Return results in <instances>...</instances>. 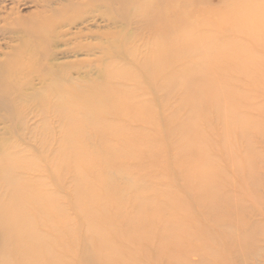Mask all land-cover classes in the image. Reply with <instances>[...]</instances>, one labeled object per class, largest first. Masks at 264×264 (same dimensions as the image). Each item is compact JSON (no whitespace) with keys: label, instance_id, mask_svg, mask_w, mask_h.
Returning <instances> with one entry per match:
<instances>
[{"label":"bare ground","instance_id":"1","mask_svg":"<svg viewBox=\"0 0 264 264\" xmlns=\"http://www.w3.org/2000/svg\"><path fill=\"white\" fill-rule=\"evenodd\" d=\"M64 1L63 6L54 8L52 13H43L38 21L23 22L26 31L23 42L6 63L0 64V123L5 125L6 135L0 142V264L65 263L64 253L70 254L65 241L71 239H76L80 245L71 254L76 264H101V258L89 243V238L81 236L75 228L59 230L60 225L70 222L67 208L60 195L48 192L49 184L45 179L35 176L46 173L48 168L50 182L57 185H61L66 170L75 172L72 182L74 209L88 221L91 237H96L100 244L109 245L106 257L110 264H119L116 256H120L121 252L116 251V238L128 237L130 242L133 233L150 237L153 223L162 220V214L155 213L153 208L163 211L160 204L144 199L147 182L134 178L132 172L124 167L123 159L136 149L142 148L152 153H158L160 149L168 150L174 143L173 135L179 132L174 120H163L152 105H137L131 97L134 91L128 86H121L120 82L133 80L135 86L144 84L150 93L160 89L169 93L174 90L172 88L182 86L184 95L188 97L186 101L196 111L189 124L179 128L187 130L184 133L187 136L188 132L197 130L198 118L203 113L199 108L208 104L219 108L225 99L222 90L224 81L212 78L202 63L213 61L221 64L223 60L230 59L229 53L226 50L214 52L211 47L215 41L213 34L216 33L204 35V30L218 31L223 26H231L253 37L258 47L264 49V7H256L248 0H227L220 9L199 12L182 9L180 2L185 3L186 0ZM168 1L175 4L168 7ZM191 2L187 1L189 5ZM84 13L99 14L110 26L121 28L120 31L102 33L99 41L90 48L105 50L109 55L117 52L125 58H135L136 68L107 65L98 80L68 85L67 69L53 64L51 47L65 36L57 30L74 23L71 22L73 18H69V21L64 18ZM259 14L262 17L254 21ZM142 34L153 36L155 41L147 43L143 55L138 56L140 51L134 42ZM243 54L233 57L235 62L230 63L240 65L241 61L243 64L256 61L253 56ZM183 59H191L194 64L178 70L173 77L167 76L174 60ZM225 67L226 64L219 68L225 71ZM198 77L200 80L197 81ZM34 78L40 80L39 88L33 86ZM236 106L232 104V111ZM36 116L41 121L37 129L30 132L29 139L35 137L39 140L40 155L21 146L26 126ZM122 116L138 117L143 121L161 117L159 133L153 135L149 143L137 144V139L130 135H125L124 143L119 145L105 142L102 132L116 129L118 125L114 120ZM53 120L58 122L61 140L51 158ZM235 121L238 123L236 128L240 129L244 121L234 115L226 121L227 128ZM88 130L98 137V144H94L93 149L84 144V132ZM181 141L178 142L181 154L191 153L196 147L201 153L200 157L206 156L201 139ZM255 157L258 158V155ZM185 176L190 186L194 181L198 183L200 187L197 191L202 198L210 200V206L212 202L213 216L219 219V207L229 208L231 199L221 195L217 185L212 183L209 168L186 171ZM127 192L137 209L132 214L124 215ZM109 198L117 199L112 210L105 208ZM117 214L126 218L130 226L114 232L104 229V225L111 227L118 220ZM149 215L153 219L151 223L142 225L143 219ZM41 227L57 232L56 236L42 232ZM243 236L248 241L253 238L251 232ZM160 237L163 244L175 243L171 234ZM224 238L236 244V238L230 232L224 233ZM238 243L241 264H254L246 259L247 244ZM224 264L229 263L224 261Z\"/></svg>","mask_w":264,"mask_h":264},{"label":"rangeland","instance_id":"2","mask_svg":"<svg viewBox=\"0 0 264 264\" xmlns=\"http://www.w3.org/2000/svg\"><path fill=\"white\" fill-rule=\"evenodd\" d=\"M187 1L180 2V7L194 9L196 12L220 9L227 3V0H191L189 5ZM248 1L256 7H264V0ZM65 3L64 0H0V64L6 63L23 42L26 34L23 22H30L33 19L38 21V17L43 13H52L54 8H59ZM174 4L172 1L167 2L168 7ZM261 17L262 15H257L254 21ZM69 18H73L71 22L74 23L57 30L59 34L65 36L54 42L51 47L53 64L67 69L69 86L98 80L107 65L136 68L135 58H125L117 52L109 55L105 50L90 48L99 41L98 37L102 33L120 31V26H110L106 19L96 13L72 15L64 19ZM212 32L216 33L213 34L215 41L212 50L214 52L226 50L230 59L223 60L221 64L213 61L202 64L208 68L212 78L224 81L222 90L225 99L219 108L213 104L199 108L203 113L198 118L197 130L188 132L189 135L185 136L187 130L179 128L187 126L196 111L186 101L188 97L184 95L182 86L172 88L174 90L169 93L161 89L150 93L144 84L135 86L133 80L120 82L121 86H128L134 91L131 97L137 105L142 106L144 103L152 105L160 112L163 120H174L179 132L173 135L175 140L168 150L160 149L158 153H152L141 148L123 159L124 167L132 172L134 178L147 182L148 186L143 193L144 199L156 205L160 204L163 211L161 208H153L155 213L162 214V220L153 223L150 237L144 234L137 236L133 233L130 242L128 237L116 238L118 239L114 242L118 243L115 245L116 251L118 249V252H121L119 257L116 256L119 264L133 262L136 264H224V261L229 264H241L238 242L247 244L246 259L250 263L264 264V49L258 47L253 37L231 26H223L218 31L204 30L203 33L207 35ZM154 39L149 34H142V37L134 42L140 51L138 56L143 55L147 43H154ZM242 52L243 55L253 56L256 61L252 64H243L241 61L240 65L230 63L235 62L232 60L233 57H237ZM193 64L191 59L174 60L167 76L173 77L178 70ZM224 64H226V72L219 68ZM198 80L200 77L197 78ZM33 86L39 88L40 80L34 78ZM234 103L237 106L232 111L231 107ZM233 115L238 117V120L244 121L240 129L236 128L238 126L236 121L227 128L226 121L232 119ZM162 118L143 121L138 117L122 116L114 120L118 125L117 128L105 129L102 138L112 145H119L121 142L124 143L125 135H130L137 139V144L149 143L153 135L159 133L161 127L159 121H162ZM40 119L36 116L28 123L21 139V146L37 155L41 154L39 140L35 137L30 140L29 136L32 130L37 129ZM4 127L5 125L0 123V142L6 137ZM52 127L49 154L51 158L61 140L56 120L52 121ZM84 133V144L87 143L93 149V145L98 144L97 135L91 130ZM198 138L202 140L207 157H200V151L196 147L191 153L185 155L180 153L178 142L181 140L193 142L199 140ZM91 152L97 155L96 151ZM256 155L258 158L255 157ZM202 167L209 168L211 181L217 185L220 194L231 199L229 208L219 207V219L213 216L212 202L210 206V200L202 198L197 191L200 187L198 183L194 181L190 186L185 176L186 171L199 170ZM48 171L44 174L37 173L35 176L44 178L49 184L48 192L60 195L67 208L70 222L60 225L59 230L77 229L81 236L90 239H88L89 243L101 258V264H110L109 258L106 257L110 250L109 245L100 244L96 237H91L88 221L74 209L72 182L75 172L66 170L61 185H57L50 182ZM128 196L129 192L125 196L124 215L132 214L137 209L136 204L129 200ZM108 200L105 208L114 209L117 199ZM149 216L143 219L142 225L151 223L153 219L151 215ZM116 217L118 220L112 222L111 227L102 223L104 229L114 232L120 229L126 230L130 226L122 215L117 214ZM41 231L52 236L57 234L45 227H41ZM227 231L235 236L236 244L233 240L224 238V233ZM246 232L253 234L250 241L244 240L243 234ZM166 233L174 236L175 240L172 242L175 243H162L160 236ZM65 244L70 254L64 253L65 263L62 264H76L71 254L78 249L79 243L76 239H71L65 241ZM255 250L257 252H254Z\"/></svg>","mask_w":264,"mask_h":264}]
</instances>
